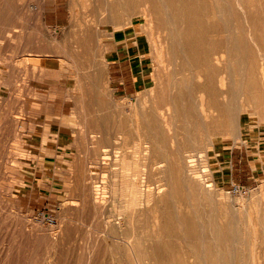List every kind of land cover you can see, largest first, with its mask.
Listing matches in <instances>:
<instances>
[{
  "label": "bare ground",
  "instance_id": "bare-ground-1",
  "mask_svg": "<svg viewBox=\"0 0 264 264\" xmlns=\"http://www.w3.org/2000/svg\"><path fill=\"white\" fill-rule=\"evenodd\" d=\"M92 2L103 16L91 8V18L79 23L83 34L74 48L58 41L57 48L81 65L89 53L100 61L89 73L84 66L70 68L68 76L76 80H70L71 92L64 97L75 102L71 113L59 117L52 103L39 106L46 131L34 130L52 131L56 142L71 143V124L80 125L88 155L72 159L78 167L72 198L81 205H73L74 214H65L58 230L51 227L43 240L40 230L23 234L25 263L40 264L45 256L54 264L65 261V246L79 232L83 242L75 264H97L99 252L115 255L120 264H264V196L246 218L226 225L203 207L213 194L198 175L199 160L215 151L221 138L242 136L243 111L255 110L264 121V0ZM111 23L124 31L128 49L139 47L141 63L155 61L147 95L123 101L109 90L114 57L105 54L101 36ZM45 140L53 152L55 141ZM85 212H96L99 219L89 221ZM87 222L94 234H87Z\"/></svg>",
  "mask_w": 264,
  "mask_h": 264
},
{
  "label": "rangeland",
  "instance_id": "rangeland-1",
  "mask_svg": "<svg viewBox=\"0 0 264 264\" xmlns=\"http://www.w3.org/2000/svg\"><path fill=\"white\" fill-rule=\"evenodd\" d=\"M87 2L89 0H0V10L11 8V5L14 7L12 14H9L13 18L12 24H9L10 21L1 24L0 21V264H26L24 250L27 247L22 243L25 242L23 234L40 230L38 232L43 235L40 240H43L44 233L51 231V227L57 225L55 229L58 230L61 225L59 221L66 219L65 214H74L77 207L73 205H81L79 198H72V188L75 185L73 174L75 167L78 168L72 159L88 155L79 136L80 125L71 124L72 134L75 135L71 143L70 139L63 140L61 144L56 142L52 131L49 135L46 133V136L45 132L37 134L34 130L46 131V124L41 119L45 114L38 107L53 102V99H57V116L71 113L75 102L64 97L71 92L70 80H76L69 78L70 68L74 65L84 66L89 73L100 61L89 53L85 57V65H81L57 48V41L61 42L63 48H74L76 38L83 34L81 28L84 26L79 23H83L86 17L91 18L93 10L97 12L99 9L98 13L101 11L103 14L98 5H95L97 8L93 7L92 0L91 4ZM112 24L104 25L109 32L103 31L101 36L106 46L105 54L107 57H114L109 62V74L113 62L120 61L124 75L130 78V84L128 90H117L111 83L110 74L109 90L114 98L123 101L135 99L141 94L147 95L151 86L152 69L156 67V63L152 59L147 60L149 64L141 63L139 47L132 46L128 49L124 45V31ZM4 34H7V40L1 43ZM54 38L56 42L51 40ZM75 48L79 49L77 46ZM78 59L81 61L80 57ZM92 88L98 92H110L93 84ZM52 90L57 91V95L51 98L49 93ZM43 95H46L45 98ZM253 111L255 110L249 109L240 114L242 121L247 122L242 129V138H221L216 150L211 149V154L208 151V156H202L198 163L199 179L205 190L213 194L210 199L202 201L203 207L208 214L216 215L226 225L237 224L240 217L246 218L248 208L255 209V205L259 207L257 204L263 202L264 121H259V114L252 113ZM28 126L32 130H27ZM62 126H65L64 123ZM59 132L60 127L57 125V134ZM45 138L55 141L53 152L47 150V146L51 144ZM54 156H57V164L53 163L56 160ZM83 217L89 221L99 219L96 212H85ZM90 224L87 222L83 225L87 234H94ZM74 234L68 244L70 247L65 246L69 257L56 264H75L80 244L78 242L82 240L79 239L82 235L79 232ZM16 240H19L18 243ZM44 247L45 245H40L37 248L44 252ZM5 248L9 249L8 255L4 252ZM96 258L97 264H120L113 254L107 258L99 252ZM50 259L54 258L45 256L40 264H54L55 260Z\"/></svg>",
  "mask_w": 264,
  "mask_h": 264
},
{
  "label": "crops",
  "instance_id": "crops-1",
  "mask_svg": "<svg viewBox=\"0 0 264 264\" xmlns=\"http://www.w3.org/2000/svg\"><path fill=\"white\" fill-rule=\"evenodd\" d=\"M54 9L57 10V8H54ZM12 10H13V8H8V9L0 10L1 11L0 12V21H1V24H7L8 23L7 21H10L11 22V23H9L10 25L12 24L13 18H10V16H9V14H12ZM55 15H57V11H55ZM10 29H11V31L13 30V28H10ZM1 38H2L1 43H3V41L5 39L7 40V34H4V36H2ZM28 44H30L29 41H28ZM121 65L122 64H121L120 61H116L115 60L113 62V65L111 66V70H110L111 83H113V86L117 90H128L129 84H130V80H129L130 78L128 77V75H124L123 68L121 67ZM49 103H52V105H53V112L55 114H57V99H53V102H49ZM44 117L45 116H42L41 117L42 121L44 120Z\"/></svg>",
  "mask_w": 264,
  "mask_h": 264
},
{
  "label": "built area",
  "instance_id": "built-area-1",
  "mask_svg": "<svg viewBox=\"0 0 264 264\" xmlns=\"http://www.w3.org/2000/svg\"><path fill=\"white\" fill-rule=\"evenodd\" d=\"M238 188H239V186H238Z\"/></svg>",
  "mask_w": 264,
  "mask_h": 264
}]
</instances>
